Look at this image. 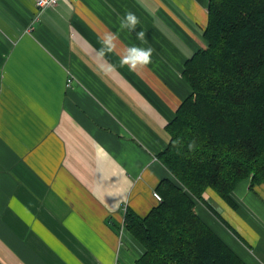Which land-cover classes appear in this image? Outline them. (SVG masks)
<instances>
[{"label":"crops","instance_id":"0c3cea01","mask_svg":"<svg viewBox=\"0 0 264 264\" xmlns=\"http://www.w3.org/2000/svg\"><path fill=\"white\" fill-rule=\"evenodd\" d=\"M209 0H0V264H137L124 226L144 216L170 172L158 154L188 87L184 63L203 47ZM127 12L139 18L118 31ZM143 30L145 39H137ZM118 31L115 65L96 49ZM151 62L121 64L131 44ZM196 212L245 264H264V184H237L236 207L207 188Z\"/></svg>","mask_w":264,"mask_h":264},{"label":"trees","instance_id":"16d2710c","mask_svg":"<svg viewBox=\"0 0 264 264\" xmlns=\"http://www.w3.org/2000/svg\"><path fill=\"white\" fill-rule=\"evenodd\" d=\"M207 10L205 45L184 63L188 92L158 154L170 176L148 213L124 214L142 247L137 264H245L195 206L203 203L232 230L206 189L236 207L239 182L264 184V0H209Z\"/></svg>","mask_w":264,"mask_h":264},{"label":"clouds","instance_id":"9594fccd","mask_svg":"<svg viewBox=\"0 0 264 264\" xmlns=\"http://www.w3.org/2000/svg\"><path fill=\"white\" fill-rule=\"evenodd\" d=\"M139 24V18L133 12H127L123 19L119 22L118 31L129 30L136 28ZM118 31H107L100 39V47L96 49L97 59L100 61L99 67L104 71H111L115 65L108 62V55L115 48V41L118 38ZM137 39L144 41L145 32L140 30L137 34ZM153 49L151 47H142L138 44H131L124 48L121 58V64H127L130 68H135L138 65H147L151 62Z\"/></svg>","mask_w":264,"mask_h":264},{"label":"built area","instance_id":"2783aa9c","mask_svg":"<svg viewBox=\"0 0 264 264\" xmlns=\"http://www.w3.org/2000/svg\"><path fill=\"white\" fill-rule=\"evenodd\" d=\"M59 0H35V5L38 11H42L46 8L53 7L58 3ZM70 1H77V0H70ZM154 196L157 200H160V196L157 192H154Z\"/></svg>","mask_w":264,"mask_h":264}]
</instances>
